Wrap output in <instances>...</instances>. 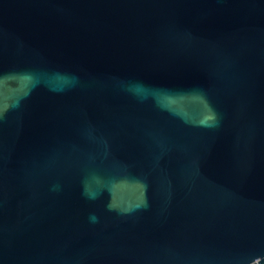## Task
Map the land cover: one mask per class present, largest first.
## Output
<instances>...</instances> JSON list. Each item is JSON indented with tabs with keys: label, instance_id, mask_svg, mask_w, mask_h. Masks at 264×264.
<instances>
[{
	"label": "water",
	"instance_id": "1",
	"mask_svg": "<svg viewBox=\"0 0 264 264\" xmlns=\"http://www.w3.org/2000/svg\"><path fill=\"white\" fill-rule=\"evenodd\" d=\"M0 264H264V0H0Z\"/></svg>",
	"mask_w": 264,
	"mask_h": 264
}]
</instances>
